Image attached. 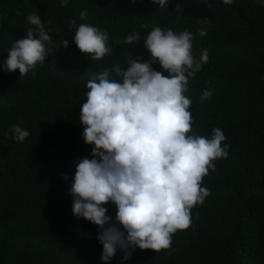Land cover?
<instances>
[{"label":"trees","instance_id":"obj_1","mask_svg":"<svg viewBox=\"0 0 264 264\" xmlns=\"http://www.w3.org/2000/svg\"><path fill=\"white\" fill-rule=\"evenodd\" d=\"M201 2L168 0L165 9L152 0H67L63 7L59 0H0V62L34 10L52 49L22 77L0 71V264H102L97 227L72 215L67 194L74 162L91 147L80 137L79 108L93 74L126 69L130 56L149 58L142 40L155 26L191 32L194 57L207 50V63L184 93L192 100L190 134L222 129L227 156L202 177L209 194L190 209L191 224L172 234L169 248L135 249L123 264H264V4ZM80 23L107 31L109 55L89 60L76 48L71 36ZM133 32L139 40L122 43ZM151 67L168 75L157 63ZM206 89L212 95L201 102ZM12 125L29 136L17 142ZM104 207L114 216L111 203ZM120 256L108 264H122Z\"/></svg>","mask_w":264,"mask_h":264},{"label":"clouds","instance_id":"obj_2","mask_svg":"<svg viewBox=\"0 0 264 264\" xmlns=\"http://www.w3.org/2000/svg\"><path fill=\"white\" fill-rule=\"evenodd\" d=\"M221 2L230 5L233 0ZM257 2L264 4V0ZM66 3L59 0L61 7ZM152 3L167 9L168 0ZM201 4L209 6L208 0ZM174 11L179 14V5ZM85 17L86 11L81 10L79 18ZM26 21L30 26L24 36L13 41L0 62V71L16 70L19 77L44 62L52 50L46 22L35 10ZM74 23L69 21V30ZM71 39L89 60L112 51L107 31L90 24L76 26ZM138 40L139 34L133 32L122 43ZM142 41L149 58L141 61L130 56L126 69L113 65L93 74L79 108L80 137L91 147L88 156L74 162L67 194L72 215L97 227L102 264H108L117 252L123 264L135 249H168L172 234L191 224L190 209L209 194L201 186L202 177L214 168L213 161L227 156L222 129L213 127L208 137L190 134L192 100L184 93L188 78L207 63V50L194 57L192 33L186 29L174 32L155 26ZM59 43L68 46L67 40ZM153 63L168 75L154 70ZM211 95L212 90L206 89L199 99L203 102ZM10 130L17 142L29 136L18 125ZM61 177L68 179L65 174ZM107 203L115 208L112 217L106 215Z\"/></svg>","mask_w":264,"mask_h":264}]
</instances>
